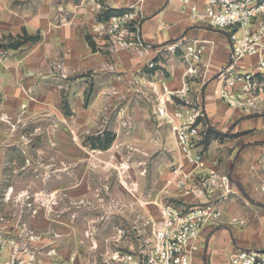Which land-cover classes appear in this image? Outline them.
<instances>
[{
	"label": "rangeland",
	"instance_id": "1",
	"mask_svg": "<svg viewBox=\"0 0 264 264\" xmlns=\"http://www.w3.org/2000/svg\"><path fill=\"white\" fill-rule=\"evenodd\" d=\"M109 6L107 0H0V41L23 29L40 36L18 50L0 49V129L9 134L6 148L11 150L2 163L0 224L11 227L6 239L19 240L22 232L37 242L41 264H61L72 253L79 264H107L116 249L136 254L152 237L148 219H156L166 202L158 195L173 161L167 131L174 132L169 117L160 113V100L165 87L172 89L165 78L179 61L165 49L140 58L144 50L123 46L119 34L97 43L100 37L92 29L105 20ZM119 9L112 16L134 12L131 6ZM135 36L123 40L130 43ZM137 106L140 114L154 113L134 118ZM146 121L137 144L131 131ZM259 128L264 129V120ZM200 130L196 147L204 141L206 129ZM105 131L114 136L111 145L91 148L93 138ZM152 191L148 210L136 208L137 198L145 200ZM233 200L228 202L232 212L242 214L243 199ZM35 216L46 222L43 230L30 225ZM257 217L243 229L248 239L264 238V214ZM26 223L34 231L26 230ZM198 245L190 260L194 264H222L230 253L228 246L211 248L204 262L205 242Z\"/></svg>",
	"mask_w": 264,
	"mask_h": 264
},
{
	"label": "built area",
	"instance_id": "2",
	"mask_svg": "<svg viewBox=\"0 0 264 264\" xmlns=\"http://www.w3.org/2000/svg\"><path fill=\"white\" fill-rule=\"evenodd\" d=\"M178 1L192 22L222 32L229 41L228 59L215 75L219 82V99L242 114L264 115V0ZM134 20V12L111 16L96 23L92 32L97 37H111L113 40L119 34L118 40L123 46L135 44L145 50ZM124 36H135L136 41L127 43ZM180 45V41L168 42L165 50L174 53ZM204 51L203 41L193 40L186 45L183 60L187 67L182 84L177 89L165 87L164 98L160 100V113L169 117L177 147L184 159L172 164L171 177L166 183L191 194L192 200L188 205L160 204L156 219H148L152 227L148 246L136 254L113 250L105 260L107 264H190L193 242L204 227L221 222V205L235 192L236 187L229 176L213 169L216 162L205 159L196 150L200 135L196 122L202 117V112L191 103L188 93L191 82L199 74ZM205 161H210V166H205ZM185 165H190V170H186ZM215 191L220 193L211 199ZM243 222L230 218L232 224ZM0 226L1 230L6 228L4 224ZM5 245H9L10 250L6 259L1 260ZM37 263L38 255L28 243L0 239V264ZM61 264L79 263L72 253ZM222 264H264V248H236Z\"/></svg>",
	"mask_w": 264,
	"mask_h": 264
},
{
	"label": "crops",
	"instance_id": "3",
	"mask_svg": "<svg viewBox=\"0 0 264 264\" xmlns=\"http://www.w3.org/2000/svg\"><path fill=\"white\" fill-rule=\"evenodd\" d=\"M107 2L111 8L119 9L131 6L134 9V23L137 24L143 44L147 46L144 52L139 53L140 58H146L145 56L149 52H160L162 49H165V45L168 42H181V45L174 53L168 52L170 56L174 55L171 58L176 57L178 59L179 66L174 71L173 68L171 70V68L164 65L167 71H174L171 77L165 78L167 84L172 89L179 88L183 81V74L187 67V64L183 60L186 45L190 44L193 40L204 42L205 51L199 63L200 71L190 84L188 97L191 103L197 105L202 112L203 119L199 120V130L200 128L206 130L209 128L215 132L222 133L223 137L212 136L207 143L202 141L196 149L206 157L205 159L216 162L213 169L219 173H226L234 183L233 185L236 189L224 201V210L226 211L222 212L221 222L211 225V227H204L192 246L193 248H197L199 243L205 242L206 259H204V262H208L207 251L211 248L222 251L228 246L229 255L236 248L263 249L264 238L248 239L247 233L243 229L252 225L253 222L257 223V215L264 214V129L259 128L261 121L264 120V115L242 114L238 109L227 106L218 97L219 82L217 81V88H214L215 75L225 65L230 53V45L226 36L223 33L219 34V36L216 34L212 36L209 34V28L192 22L178 0H107ZM95 40L97 43L103 42L102 38ZM137 108L138 110L134 111V118L140 119V115L141 117L153 115L152 112L154 110L148 112V115L145 116L144 114H140L142 112L138 106ZM148 122H144V126L140 124L141 126L135 125L133 127L131 131L132 139H137L133 142L139 143V136L146 132L144 129L145 126H148ZM167 132V135H170L168 151L170 158L173 160L172 164L183 162L184 159L177 148L175 135L169 129ZM8 137L9 134L5 130L0 129V183L4 179L1 171L2 163L6 160V154H8L6 153L8 150L6 148L9 141ZM199 137H202V135L200 134ZM198 149H202V151ZM213 149L215 152H212ZM235 150L236 154L231 159V155ZM210 161H205V166H210ZM172 164L171 169H168L165 173L162 183L163 188L159 192L158 198L164 200V202L178 200L180 202L179 205H188L192 200L191 194L177 188L174 184L167 185L166 183L171 177ZM190 168V165H185L186 170H190ZM91 169L93 171L97 170V168ZM219 193L217 191L213 192L210 198H217ZM154 195L155 193L152 191L145 200H142L139 196L135 202L136 208L148 210L150 203L154 201ZM235 197L243 199L240 206L242 214L236 215L233 213V205H229L230 202L234 201ZM249 206H253V210L249 209ZM142 213L144 214L143 211ZM231 217L244 222L242 224H232L230 223ZM45 223L42 218L37 216L30 219V225L34 227L33 229L36 232L38 229L43 230ZM4 225L6 228L4 230L0 229V239L2 241L6 240L5 232L11 230L8 224ZM25 228L29 231L32 229L27 223ZM19 233L20 242L30 243V246L33 248L38 246L37 242L27 239L26 233L23 235L22 232ZM250 242L253 243L249 245ZM221 244L224 247H221ZM9 250V245H5V248L1 251V260L6 259ZM37 264H41L40 257H38ZM190 264L194 263L190 261Z\"/></svg>",
	"mask_w": 264,
	"mask_h": 264
},
{
	"label": "trees",
	"instance_id": "4",
	"mask_svg": "<svg viewBox=\"0 0 264 264\" xmlns=\"http://www.w3.org/2000/svg\"><path fill=\"white\" fill-rule=\"evenodd\" d=\"M122 11L123 9L107 8L103 12L102 16L104 17L105 20H107L112 15L120 13ZM4 38L6 39V42L0 41V49L18 50L27 44H34L38 42L40 36L39 34H30L25 29H23L22 33L20 34H16V35L9 34ZM86 41L88 42L89 46L93 49L94 44L91 41L90 36H86ZM65 113L66 114L70 113V110L66 104H65ZM212 136L221 138L223 137V134L219 132H215L214 130L208 128L204 136V143H207ZM113 139H114L113 134L109 131H105L103 134H98L96 137L93 138V140L90 143V147L93 149L106 150L111 145ZM173 202L176 204H180L178 200H173Z\"/></svg>",
	"mask_w": 264,
	"mask_h": 264
}]
</instances>
